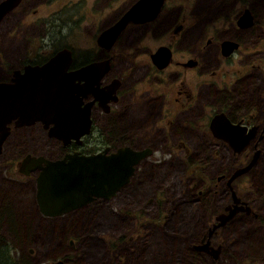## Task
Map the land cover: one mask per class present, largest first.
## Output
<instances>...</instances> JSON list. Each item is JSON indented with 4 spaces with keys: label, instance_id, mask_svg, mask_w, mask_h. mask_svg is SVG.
Segmentation results:
<instances>
[{
    "label": "flooded vegetation",
    "instance_id": "flooded-vegetation-1",
    "mask_svg": "<svg viewBox=\"0 0 264 264\" xmlns=\"http://www.w3.org/2000/svg\"><path fill=\"white\" fill-rule=\"evenodd\" d=\"M137 1L11 0L0 15V82L13 83L14 78L22 76L25 69L39 67L58 50H67L69 61L65 72L86 68L73 77L72 85L64 92V95L70 93L74 96L71 103L67 102L66 97L62 100L61 122L66 128L81 125L85 118L83 107H88L89 128L79 136V141L70 138L62 143L47 134L51 122L35 120L15 125L14 117L7 123L6 136L11 128L32 125L42 127L48 137L58 141L57 154L54 157L45 156L49 159L72 152L88 155L103 148H107L108 152L119 146L132 150L148 149L147 154L133 165L125 185L139 163L150 157L155 148L151 145L133 147L123 142L117 143L109 138L112 134L109 128L116 124L140 127L152 125L162 129L170 127L175 117L194 103L199 85L211 87L213 93L207 92L203 97L201 108L206 111V115H200L197 128L206 133L222 152L219 155L220 165L211 174L213 178L203 179V183L206 187L223 182L225 188L230 189V199L224 203V212L232 208L235 197L238 199V211L227 217L217 229L225 227L233 215L239 214L238 219L242 215L250 220L251 217L256 218L251 213V204L235 192L238 190L239 177L254 173L255 166L264 157V119L259 116L252 91L242 90L238 80L250 68L245 65L238 69V61L241 60L238 53L242 50L238 31L251 26L253 18L250 25L239 27L236 22L238 4L232 2L230 10L226 12L217 10L220 5L205 12L200 33L184 38L200 15L193 8V0H142L139 7L132 8ZM213 10H217V13L211 17ZM224 40L231 41L228 42L231 44L230 49L224 44L227 42H222ZM6 42H22V46L13 48L9 55ZM45 43H49L50 47L43 48ZM157 50L160 52L155 55ZM258 50L264 51V44L255 47L252 52ZM163 55L166 56L165 64ZM93 63V66L87 67ZM215 95H219L221 100L210 107V97ZM244 100H247V104L242 106ZM216 115L225 120L222 137L216 136L209 126L210 119ZM102 126L107 127V131L102 130ZM26 132L31 138V132ZM236 140L238 150L231 144ZM180 143L183 144L182 141ZM175 151H181L186 156L191 152L188 147L174 148L171 143L169 153ZM29 154L41 155L39 152ZM251 158L254 160L247 169L228 181L232 172L247 164ZM185 172L189 180L199 173L196 166L186 167ZM145 192L146 189L133 191L135 194ZM97 198L108 199L94 197L93 200ZM262 199L264 202V195ZM182 213L187 217L192 216V212L186 209ZM218 214L213 215L211 222L206 221L204 224L207 231ZM81 219L84 224L100 221L103 217L92 219L91 214L83 213ZM228 219L230 221L226 222ZM241 230L242 225L238 224V232ZM207 231L189 246L187 264L202 261L201 251L208 254L211 264L222 260V257H217L212 240L215 231H211L208 236ZM219 231L226 241L227 233ZM205 239L208 240L206 246L200 249L195 247L203 244ZM259 258L264 262V256Z\"/></svg>",
    "mask_w": 264,
    "mask_h": 264
},
{
    "label": "rangeland",
    "instance_id": "rangeland-1",
    "mask_svg": "<svg viewBox=\"0 0 264 264\" xmlns=\"http://www.w3.org/2000/svg\"><path fill=\"white\" fill-rule=\"evenodd\" d=\"M232 2L238 4V13L247 7L253 18L251 26L238 31L242 44L238 69L250 66L238 80L242 90L252 91L259 116L264 119V51L252 52L264 44V0H193V8L200 15L184 38L200 33L208 9L221 5L217 10L226 12ZM217 10L212 11L211 17ZM50 44L45 43L43 48H49ZM6 45L10 55L22 42ZM207 92L212 94L213 89L199 85L194 103L177 115L170 127L118 124L110 127L109 138L113 141L133 147L151 145L155 151L139 163L129 181L108 199L93 198L73 211L55 216L37 211L35 174L22 175L16 167L25 152L54 157L58 141L48 137L38 125L11 128L0 145V236L3 237L0 250H8L18 264H50L56 260L63 264H182L189 260V246L206 233V221L211 222L214 214L225 211L224 203L229 201L231 192L223 182L206 187L203 183V179L213 178L211 174L219 167L222 152L197 128L200 115H206L201 105ZM210 100L209 106L213 107L221 98L215 95ZM235 100L238 107V98ZM241 104L245 106L247 100ZM26 131L31 132V138ZM171 143L174 148L188 147L190 154L169 153ZM158 157L161 158L157 160ZM188 166H196L199 171L191 180L185 172ZM141 189L146 192L133 193ZM235 192L251 204V213L256 218L250 220L242 215L238 219L239 214L233 215L225 227L211 232L215 231L212 240L216 255L222 257L215 264H264L259 258L264 256V157L254 173L239 177ZM184 209L191 211L192 216H185ZM83 213L91 214L92 219L97 216L103 219L82 224ZM238 224L242 225L240 232ZM219 230L227 233L226 241ZM22 234L26 239H21ZM200 254L202 261L197 264H211L208 254L204 251ZM4 259L3 255L0 264H8L6 259L3 263Z\"/></svg>",
    "mask_w": 264,
    "mask_h": 264
},
{
    "label": "water",
    "instance_id": "water-1",
    "mask_svg": "<svg viewBox=\"0 0 264 264\" xmlns=\"http://www.w3.org/2000/svg\"><path fill=\"white\" fill-rule=\"evenodd\" d=\"M141 2L142 0H138L132 8L139 7ZM10 3L11 0L0 3V15ZM251 17L249 9L244 7L238 13L236 22L239 27H246L251 24ZM222 42H227L224 44L227 49H230L231 44L228 42L231 41ZM158 52L160 51L157 50L155 55ZM68 56L67 50L60 49L41 66L27 67L22 76L14 78L13 83L0 82V145L7 134V123L14 117H16L15 125L31 123L35 120L51 122L52 125L47 128V134L62 143H66L70 138L79 141V136L88 131V107H83L85 118L81 125L66 128L61 122L62 100L66 97L67 102L71 103L74 96L70 93L64 95V92L72 85L73 77H77L79 72L86 68L85 66L65 72V66L69 61ZM165 61L166 56L163 55V63ZM224 124L225 120L217 115L209 122L212 132L218 137L224 135L222 133ZM231 128L227 127V129ZM231 144H234L235 149L238 150V140ZM106 150L107 148H103L88 155L77 152L65 153L56 159H49L43 155L24 154L19 160L17 170L23 175L36 172L34 200L38 212L45 216H54L84 205L94 197L109 198L126 182L133 165L148 152L146 148L132 150L126 146H119L108 152ZM253 160L254 158H251L247 164L235 169L228 181L244 172ZM237 200L235 197L232 208L216 216L215 222L207 231V236L227 217L238 211ZM207 244L208 240L205 239L203 244L195 247L200 249ZM50 264H63V262L56 260Z\"/></svg>",
    "mask_w": 264,
    "mask_h": 264
},
{
    "label": "trees",
    "instance_id": "trees-1",
    "mask_svg": "<svg viewBox=\"0 0 264 264\" xmlns=\"http://www.w3.org/2000/svg\"><path fill=\"white\" fill-rule=\"evenodd\" d=\"M26 235H28V234H26ZM27 237H28V236H27ZM0 238H3V237L0 236ZM21 239H26V237H25L24 234H22V238H21ZM3 249H4V248H3ZM4 250H5V249H4ZM6 252H7V254H6ZM6 252H5V251L3 252L2 250H0V260H1V257L4 255L6 261L8 262V264H9V263H10V264H18L17 260H12V259H11L10 255H9V253H8V250H6ZM5 254H6V255H5ZM5 259L3 260V263H6ZM182 264H187V262H184V263H182Z\"/></svg>",
    "mask_w": 264,
    "mask_h": 264
}]
</instances>
